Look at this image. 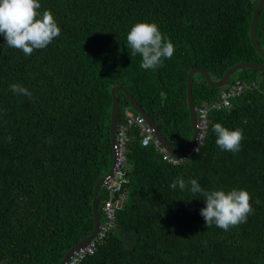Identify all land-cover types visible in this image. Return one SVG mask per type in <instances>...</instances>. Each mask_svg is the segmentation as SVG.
<instances>
[{
	"label": "trees",
	"instance_id": "16d2710c",
	"mask_svg": "<svg viewBox=\"0 0 264 264\" xmlns=\"http://www.w3.org/2000/svg\"><path fill=\"white\" fill-rule=\"evenodd\" d=\"M258 1L39 0L59 37L25 55L0 36V264H59L93 231L94 187L113 160V87L128 91L175 151L189 145V70L204 69L218 81L238 63L264 65L249 35ZM136 23L157 24L173 43L163 67L144 70L142 58L130 56L126 37ZM256 39L264 52V7ZM235 81L247 88L230 107L209 112L199 154L178 165L165 162L154 145L142 146L139 131L130 130L126 204L81 264H264V72L242 69L229 85ZM11 84L32 97L14 94ZM227 88L210 87L195 74V108L210 107ZM116 97L120 125L132 109L123 92ZM215 123L242 129L240 152L216 145ZM177 177L196 179L205 190H246L254 213L226 232L207 228L204 198L171 189ZM106 199L100 188L99 214Z\"/></svg>",
	"mask_w": 264,
	"mask_h": 264
},
{
	"label": "clouds",
	"instance_id": "9594fccd",
	"mask_svg": "<svg viewBox=\"0 0 264 264\" xmlns=\"http://www.w3.org/2000/svg\"><path fill=\"white\" fill-rule=\"evenodd\" d=\"M39 0H0V36H3L8 48L22 50L31 55L34 50L45 49L53 40L60 36L61 29L49 10L40 12ZM127 47L130 56L139 55L142 60L140 67L144 70H157L163 67L166 59L173 57L175 48L170 39L162 34L155 23H136L128 32ZM10 90L16 95L29 98L32 93L19 84H11ZM216 135L215 143L222 151L236 154L241 151L244 139L242 129L229 130L220 123L212 125ZM12 137H8L11 143ZM199 154V148L196 149ZM190 185V188H189ZM188 189L193 195L199 194L204 199L205 207L200 215L207 228L216 227L228 231L247 222L249 215L254 213L252 197L246 190H205L196 179L185 181L177 177L170 184L175 190ZM259 203V201H257Z\"/></svg>",
	"mask_w": 264,
	"mask_h": 264
},
{
	"label": "built area",
	"instance_id": "2783aa9c",
	"mask_svg": "<svg viewBox=\"0 0 264 264\" xmlns=\"http://www.w3.org/2000/svg\"><path fill=\"white\" fill-rule=\"evenodd\" d=\"M247 88L245 83L235 81L228 85L218 102L212 104L210 107H202L197 109V137L195 144L180 158H174L161 145L159 140L155 137L154 129L146 122L144 117L130 112L125 114V119L122 124H118L116 131V141L113 149L112 173L107 174L103 179L101 188L107 192V199L103 202L100 215L99 229L97 233L88 241V243L77 250L69 257L65 264H81L84 259L92 256L97 247L104 241L109 232L115 226L116 214L122 210L127 200L126 186L129 180L126 175V146L129 141L130 130L136 128L140 135V143L142 146L154 145L162 159L175 166L178 165L196 153V149L202 146L205 136L209 128V112L211 110H221L230 107V101L233 98L240 96Z\"/></svg>",
	"mask_w": 264,
	"mask_h": 264
},
{
	"label": "water",
	"instance_id": "95a60500",
	"mask_svg": "<svg viewBox=\"0 0 264 264\" xmlns=\"http://www.w3.org/2000/svg\"><path fill=\"white\" fill-rule=\"evenodd\" d=\"M263 7H264V0H259L254 11H253L252 21H251V26H250V33H249L252 46L255 48L257 53L262 57V59H264V52L262 51V49L259 47V45L257 43L256 26H257V20H258L259 13ZM242 69H253V70L264 72V65L256 64V63H238V64L230 67L229 69H227L224 72L221 79L218 81L212 80L209 76V73L204 69L193 68V69L189 70L188 75H187L186 87H187V104H188L189 123H190V127L192 129V139H191V142L189 143V145L186 146L180 152L175 151V149L173 148L171 143H169V141L161 133V131L159 130L158 126L155 124L153 119L149 116V114L147 112H145L142 109V107L133 99V97L128 93V91L125 88L120 87V86L113 87L111 89L112 107H111V117H110V127H109V136H110V140H111L112 152H113L115 141H116V131H117V127H118L119 106H118V100L116 97L117 92L120 91V92H123L125 94V96L127 97L128 101H129L131 108L136 113H138L139 115L144 117L146 122L154 129L155 137L159 140L161 145L168 151V153L171 154L174 158H180L189 150V148L191 146H193L195 144V139L197 137L196 108H195L194 103H193L192 90H191L192 82H193V76L195 74H200L205 78L206 83L210 87L222 88V87H227L230 83V79H231L232 75L235 72L240 71ZM111 173H112V167H111L108 174L110 175ZM103 181H104V179H101L94 187L93 200H92V219H93V224H94L93 231L87 237L82 239L79 243H77L76 245L71 247L67 251V253L63 256V258L59 264H65V262L69 259V257L71 255H73L74 252H76L77 250L84 247L88 243V241L97 233V231L99 229V222H100V215H99V211H98V192L102 186Z\"/></svg>",
	"mask_w": 264,
	"mask_h": 264
},
{
	"label": "crops",
	"instance_id": "0c3cea01",
	"mask_svg": "<svg viewBox=\"0 0 264 264\" xmlns=\"http://www.w3.org/2000/svg\"><path fill=\"white\" fill-rule=\"evenodd\" d=\"M131 109H132V108H131ZM196 111H197V109H196ZM127 112H130V113H132V114H134V115H137V114H138V113H136L133 109H132V110L127 109V110L124 112L123 122H124V119H125V114H126ZM196 119H197V117H196ZM123 122H122V123H123Z\"/></svg>",
	"mask_w": 264,
	"mask_h": 264
},
{
	"label": "rangeland",
	"instance_id": "374dc122",
	"mask_svg": "<svg viewBox=\"0 0 264 264\" xmlns=\"http://www.w3.org/2000/svg\"><path fill=\"white\" fill-rule=\"evenodd\" d=\"M125 166H126V170H127L128 169V165L126 164Z\"/></svg>",
	"mask_w": 264,
	"mask_h": 264
}]
</instances>
